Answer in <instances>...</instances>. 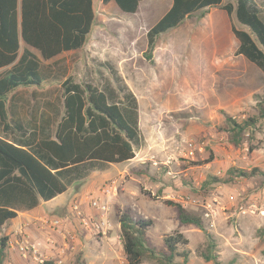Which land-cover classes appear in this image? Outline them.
I'll return each instance as SVG.
<instances>
[{"label": "rangeland", "instance_id": "374dc122", "mask_svg": "<svg viewBox=\"0 0 264 264\" xmlns=\"http://www.w3.org/2000/svg\"><path fill=\"white\" fill-rule=\"evenodd\" d=\"M171 5L172 0H143L136 14H127L114 2L95 0L96 24L82 49L49 61L33 50L42 61L46 82L38 89L30 87L34 93L23 90L20 96L27 109L19 114L23 119L55 120L63 110L61 84L70 77L100 88L108 83L117 88L112 66L138 100L142 141L136 152L138 162L113 165L112 176L96 184V191L91 190L95 179L87 178L58 197V201L66 199L69 192L64 208L47 205L0 231V238L10 236L3 264H79L78 258L85 264H128L117 208L130 211L134 218L152 220L146 239L158 252L168 253L165 236L183 233L191 250L188 264H212L201 256L209 243L207 234L216 242L223 262L264 264V177L236 179L212 188L206 185L210 176L225 177L230 168L264 169V118L242 134L236 145L226 117L243 122L259 116V103H264L263 73L236 55L238 41L230 17L228 30H223L225 45L217 43L219 9H210L208 19L199 12L161 35L155 63L149 62L147 33ZM24 48L23 43L21 53ZM111 185L116 187L109 195L100 194ZM96 198L108 207L106 225L96 222L87 230L91 223L84 224L71 206L85 203L99 214L91 204ZM166 200L200 216L205 231L181 224L177 207ZM55 219L64 222L61 231L52 229ZM25 240L37 245L36 254L23 253L20 247ZM143 264L158 262L146 259Z\"/></svg>", "mask_w": 264, "mask_h": 264}, {"label": "trees", "instance_id": "16d2710c", "mask_svg": "<svg viewBox=\"0 0 264 264\" xmlns=\"http://www.w3.org/2000/svg\"><path fill=\"white\" fill-rule=\"evenodd\" d=\"M100 1L114 2L123 13L136 14L143 0ZM94 5L95 0H21L19 27V0H0V68L11 66L0 76V123L4 126L3 135L0 134V231L10 226L20 211L32 210L41 201L48 202L66 193L70 186L87 179L94 171L133 160L140 148L138 100L112 66L117 88L111 83L100 88L91 82H76L71 77L63 81V110L55 120L37 122L29 129L15 121L9 110V95L13 91L45 85L42 61L33 50L49 61L62 53L82 49L96 24ZM212 8L228 14L238 41L236 55L258 67L264 77V0H172L169 10L147 33L145 58L154 64L161 35L182 26L199 12L205 18ZM19 32L25 45L22 53ZM216 41L220 46L225 45L222 29ZM259 106V116L243 122L226 115L231 140L236 145L240 144L242 134L264 118V103ZM259 176L264 177V169L260 167L230 168L225 177L210 176L206 185L212 188ZM166 204L177 207L181 224L205 231L200 216L172 201L166 200ZM116 217L128 264H143L146 259L157 260L158 264H188L191 250L183 233L165 236L168 253L158 252L146 239L152 220L134 218L122 208H117ZM207 237L208 246L201 253L204 260L212 264H234L223 262L216 242L211 235ZM9 246L10 236L3 235L0 264L5 261Z\"/></svg>", "mask_w": 264, "mask_h": 264}, {"label": "crops", "instance_id": "0c3cea01", "mask_svg": "<svg viewBox=\"0 0 264 264\" xmlns=\"http://www.w3.org/2000/svg\"><path fill=\"white\" fill-rule=\"evenodd\" d=\"M20 2H21V0H19V13H18L19 14V27H20V23H21V8H20ZM212 10H218V8H212ZM216 14L220 18V27H221V29L227 31L228 28H229V25H230V23L227 20V18H229L228 14L225 13V11L224 10H221V9H219V11ZM211 16H212V14L209 13L208 14V17L210 18ZM208 17L206 16L205 18L208 19ZM19 39H20V45L22 47L23 42H22V39H21L20 32H19ZM10 68H11V66L0 68V76L3 75ZM31 88H33V87H31ZM31 88H20V89H17L15 91H13L9 95V110L13 114L12 118L15 121H17V122L23 123L29 129H32L33 127H35V125L37 123V119L30 117L29 120H26V119H23L19 114L24 113V111L27 110L26 107L23 106V100H22V97L20 95L22 94L23 90H29V89L32 90L31 92L34 93V91H33L34 89H31ZM33 112L36 113V110H34ZM3 127L4 126L0 123V129H3ZM136 160L137 159L135 157L133 160L128 161L127 162V165H129L130 163H132L131 165H133L134 163L138 162ZM113 165H115V164H111L105 170L94 171V172H92L90 174V176L88 178L90 180L95 179V184L94 183L91 184V187H92V188L90 187L91 190L94 189V191H96L97 190V189H95L96 188V184H99V182H101L103 179H108V178H110L112 176L111 173H110L111 172L110 170L113 168ZM114 183H115V181H114ZM103 189H104V187H103ZM103 189L100 190V194L102 193V190ZM70 190H71V188H69V192H70ZM69 192L67 194L68 195L67 198L66 199H63L61 201H58L60 199L58 197L63 196L65 193L62 194V195L57 196L56 198H54L51 201H48V202L41 201V203L39 204V206L37 208H34L32 210H23V211H20L19 212V216H18V218L16 220L23 221V218L24 217H27V218L32 217L33 215H36L38 212H41V210L44 209V207H46L47 205H64V206H62V208H64L65 205L67 204V200L69 198ZM84 193L85 192H82V194H83V197L81 198L82 202L85 200V194ZM88 194L90 195V193H88ZM52 201L53 202L58 201V202L51 204ZM82 204L83 205H80V207L82 206V211H83L84 215L86 217H88L87 219L91 223L90 227H88L87 230L88 229H91L92 230L93 229L92 226L96 222L103 221L104 218H101V216L98 213L97 214L94 213L91 209H89L90 207L88 205H86L85 203H82ZM71 212H73L72 211V208H71ZM71 217L73 218V220H75V217H74V214L73 213L71 214ZM27 218H25V219H27ZM41 218H42V216H41ZM42 220H45V219L42 218ZM74 225H75V223L72 222L68 228H70L72 230V228H73ZM25 226H27V223H25ZM83 232H86V230L83 231ZM102 239H104V238L102 237Z\"/></svg>", "mask_w": 264, "mask_h": 264}, {"label": "built area", "instance_id": "2783aa9c", "mask_svg": "<svg viewBox=\"0 0 264 264\" xmlns=\"http://www.w3.org/2000/svg\"><path fill=\"white\" fill-rule=\"evenodd\" d=\"M116 187L115 185H111L110 187H106L102 190L103 194H107L109 195L112 192V189ZM92 207H94L95 209H97L99 211V214L101 216V218L103 219L102 225H106V213L108 212V207L102 203V201L100 199H94L92 202ZM72 211L75 212L79 217H83L82 222L84 224H89V221L84 218L81 207L79 202H74L71 206ZM64 222L62 220L59 219H55L52 221V229L55 231H61V226ZM21 250L23 251L24 254H28L30 251H32L33 253H37L38 252V247L35 243H30V241L25 240L22 245H21Z\"/></svg>", "mask_w": 264, "mask_h": 264}]
</instances>
